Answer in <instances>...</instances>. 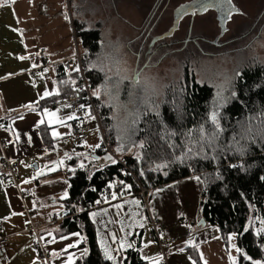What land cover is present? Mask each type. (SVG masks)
<instances>
[{"label": "trees", "instance_id": "1", "mask_svg": "<svg viewBox=\"0 0 264 264\" xmlns=\"http://www.w3.org/2000/svg\"><path fill=\"white\" fill-rule=\"evenodd\" d=\"M89 3L78 0L74 10L79 14ZM111 5L117 3L112 0ZM219 9L226 10L227 6ZM263 11L238 35L237 39L247 40L240 44L246 47L240 50L245 54L239 52L216 71L204 51L187 48L176 57L179 74L173 77L169 73L163 88L157 89L141 88L134 79L121 82L118 77L108 78L106 68L98 66L104 57L101 23L88 28L84 20H72L83 48L86 76L92 90L98 89L94 98L105 138L123 154L148 194L171 182L199 176L204 183L202 197H206L201 201L200 221L218 231L226 248L233 252L232 264L264 263V54L256 46L261 41L263 48ZM245 32L250 33L247 39L242 37ZM189 35L182 48L207 47L205 42L196 41L199 36ZM164 46H168L169 54L175 44ZM141 51L142 47L138 57ZM197 53L203 68L197 65ZM76 77L57 73V92L37 106L50 108L53 101L72 94ZM40 130L46 148H53L57 139L51 127L43 124ZM101 144L90 156L105 152ZM83 149L77 143L70 158L67 195L60 199L62 215L66 216L60 223L62 232L84 234L81 245L88 247V256L83 264H156L142 256L139 243L128 249L119 263L104 256L90 211L82 209L78 213L83 207L78 198L108 201L114 197L116 180H124L128 193L137 188V183L125 177L117 162L95 170L90 165L81 167L86 158ZM190 251L196 262L203 264L197 245Z\"/></svg>", "mask_w": 264, "mask_h": 264}, {"label": "crops", "instance_id": "2", "mask_svg": "<svg viewBox=\"0 0 264 264\" xmlns=\"http://www.w3.org/2000/svg\"><path fill=\"white\" fill-rule=\"evenodd\" d=\"M72 20L68 0H0V125L4 126L0 133L7 138L8 155L18 162L22 171L21 187H29L32 191L24 202L15 186L5 184L0 148V222L3 224L0 235L8 237L11 256L8 264H44L38 255V236L46 244L52 264H83L88 256V247L81 245L82 232L63 233L60 226L63 219L51 222L54 214H64L60 211L59 198L65 195L67 183L63 187L57 185L41 198L30 185L34 178L38 184L42 181L37 179L40 172L33 167L39 169L41 165L44 172L51 174L50 162L54 163L60 157L55 155L50 159L53 155L50 150L57 149L61 138L73 136V119H67L71 115L65 113L70 109L59 112L55 108L37 106L40 100L49 96L46 92L58 90L56 65L51 64L34 76L31 74L32 68L43 64L41 49L46 50L49 63L73 53L76 35ZM51 71L54 78L47 79V73ZM45 109L56 115L46 114ZM41 120L44 123L41 124ZM61 120L63 123L57 122ZM43 124L51 127L52 135L54 131L59 134L53 135L57 140L51 149L46 148L42 139L40 127ZM76 144L75 141L73 148ZM72 151L69 149L68 154ZM93 151H88L81 165L91 167L95 160L90 156ZM70 169L71 165L67 174ZM54 170L61 171L62 167ZM128 188H125L124 199L113 200L89 214L106 258L111 256L119 263L121 256L139 243L144 258L161 264L158 244L149 224V219L153 218L161 229V237L177 239L168 253L169 264H198L190 251L193 245H197L203 264H232L233 252L226 248L218 233L200 221L204 183L199 176L192 175L154 189L147 207L139 196L126 192ZM28 210L38 232L27 229L31 225ZM134 233H137L136 241L132 240ZM151 242L156 247L151 246ZM69 244L75 246L69 248Z\"/></svg>", "mask_w": 264, "mask_h": 264}, {"label": "rangeland", "instance_id": "3", "mask_svg": "<svg viewBox=\"0 0 264 264\" xmlns=\"http://www.w3.org/2000/svg\"><path fill=\"white\" fill-rule=\"evenodd\" d=\"M111 1L90 0L89 5H84L79 14L74 10L78 0H68V5L70 8L72 7V18L84 20L88 28L97 27L99 22L101 23L99 26L102 27L104 34H102L104 57L98 66L106 68L108 78L118 77L121 82L134 79L144 89L163 88L168 81L166 77L169 73L173 77L177 76L181 69L176 58L177 54L190 47L195 48L197 52L204 51L208 57L206 58L208 63H212L215 70L220 71L226 66H222V63L225 64L239 52L246 53V51H240L246 48L240 44L247 40L237 39L238 35L245 31V29L243 30L244 25H250L264 9V0H227L232 6L229 15L225 14L226 10L203 7L198 8L195 15H192L184 10V5L188 2L196 3V0H113V3H117L116 6H112ZM238 29L240 32L235 35ZM190 32L194 36H199L196 41L205 42L207 47L191 45L182 48L184 44L188 43ZM249 34V32H245L242 37L247 39ZM231 36H233L232 39ZM262 39H264V33ZM262 42L263 48L261 41L256 46H259L263 55L264 41ZM168 43L175 44L169 54L168 46H164ZM249 46L247 47L249 48ZM141 47L142 51L138 57L137 54ZM184 56L185 54H182V57ZM196 58L197 65L203 68V60L198 53ZM154 64L157 65L155 68ZM194 66L196 68L195 64ZM155 70L158 73H155ZM114 82L118 83V79ZM110 84L112 82H109ZM93 92H98V89H93ZM55 109L59 112L63 110L62 108ZM65 113L74 117V113L70 110H66ZM91 121L93 124L89 136L83 141L84 154H87L91 149H97L98 147L95 146L102 143L99 124L95 118H91ZM71 138L69 136L61 138L57 149L50 150L53 154L49 157L50 159H54L55 155L60 157V160H53L55 164L50 162L49 169L53 171L51 174H48L49 171L44 172L41 165L39 169L33 167L35 171L40 172L37 178L42 180L40 184L35 181V178L30 181V185L37 190L36 195L39 198L51 193L57 185L63 187L67 183L68 174L66 171L70 166L72 155L68 154V151L73 149L75 143L74 135ZM114 152L117 156L123 155L117 150ZM108 157L112 159L109 160ZM92 158L95 159L91 165L93 170L102 168L115 160L109 152H103ZM56 166L62 167V170H54L57 168ZM52 182L56 184H52ZM150 199L151 193L148 194V202ZM151 246L156 247V244L151 242ZM152 262L156 263L155 260ZM260 264L264 263L260 262Z\"/></svg>", "mask_w": 264, "mask_h": 264}, {"label": "built area", "instance_id": "4", "mask_svg": "<svg viewBox=\"0 0 264 264\" xmlns=\"http://www.w3.org/2000/svg\"><path fill=\"white\" fill-rule=\"evenodd\" d=\"M74 51L73 53L57 62H48L47 52L45 49L40 50V55L43 58V64L31 69V74L34 76L39 71H45L48 66L51 64L56 65V71L58 74H67L73 75L76 74L77 77L73 80V88L74 91L67 97L59 98L53 101L50 104V108H68L74 113V121L72 123L73 126V135L76 143L82 142L89 135L91 125L93 122L91 118L94 117L96 122L99 124L100 134L102 138L101 147L105 152H109L114 157L115 161L120 164L121 170L123 171L125 177H132L137 183V188L133 190L132 194L139 196L142 201L147 202L148 200V190L144 188L142 183L140 182L136 172L132 169V167L128 164L127 160L117 156L114 152L113 145L105 138L104 132L100 123V118L98 114V109L96 106L93 90L90 86L88 78L86 76V70L83 63L82 58V49L79 45V41L77 37L74 38ZM79 69L76 71L75 69ZM47 79H53L54 73L48 72ZM70 105V107H68ZM83 105L84 107H81ZM4 126L0 125V130ZM0 148L2 151L1 163L3 166L2 178L5 184H12L17 189L21 199L25 202L26 197L31 194V189L29 187H21V176L22 171L20 170L18 162L10 158L7 153L8 150V141L4 135L0 133ZM125 184L124 180H116L112 192L115 194V198L113 197L111 200L103 201L100 198H96L94 200H85L82 196L78 198V203L83 206V211H92L94 209L100 208L105 204L113 201V200H122L126 197L125 194ZM124 193V194H123ZM206 197H202L201 200H205ZM28 216L31 221V225L27 228L38 232V226L32 221V213L28 210ZM66 216L54 214L52 217V221H57L65 218ZM3 224L0 222V229H2ZM150 227L154 233L156 238L160 255L163 260V264H169L168 261V253L173 244L177 242L176 238H168L165 239L161 237V229L157 223V221L151 218ZM215 233H218L217 230L214 229ZM137 233H134L132 236V240H137ZM38 255L44 264H52V261L49 258V253L46 244L43 240L38 236ZM10 252L8 248V237L6 235H0V264H8L10 261Z\"/></svg>", "mask_w": 264, "mask_h": 264}, {"label": "flooded vegetation", "instance_id": "5", "mask_svg": "<svg viewBox=\"0 0 264 264\" xmlns=\"http://www.w3.org/2000/svg\"><path fill=\"white\" fill-rule=\"evenodd\" d=\"M212 1H214V0H196L197 4L188 2L186 5H184V10L187 13H191L192 15H195L197 9L200 8V7L212 8L213 10H217V9H219L221 7L219 5H222V6H227L225 14L229 15L230 12L232 11V6L230 5V3H228L227 0H216V1H219L220 3L218 5H212L211 4V6H210V3Z\"/></svg>", "mask_w": 264, "mask_h": 264}, {"label": "snow or ice", "instance_id": "6", "mask_svg": "<svg viewBox=\"0 0 264 264\" xmlns=\"http://www.w3.org/2000/svg\"><path fill=\"white\" fill-rule=\"evenodd\" d=\"M66 18H67V17H66ZM20 58H21V59H24V57H20ZM34 66H35V65H34ZM75 70H76V71H79L78 68L75 69ZM93 94H94V95H98V92H94ZM45 95H53V93H51V92H46ZM29 107H31V106H29ZM68 107H70V105H69ZM81 107H84V106L81 105ZM45 113L48 114V115H50V116H55V115H56V113H48V110H47V109H45ZM92 118L94 119V117H92ZM67 119L71 120V119H74V117H73V116H68ZM212 119H213L214 122L216 121V114H215V113H213ZM57 122H59V123H63L62 120H61V121H57ZM40 123H41V124L44 123V120H41ZM53 135L55 136V135H59V134L56 133V132L54 131V132H53ZM17 138H19V137H17ZM99 146H100V145H96L95 147H99ZM141 146H142V145H141ZM108 159L111 160L112 158H111V157H108ZM61 163H62V161H61ZM112 163H116V161H115V160H112ZM81 167H83V165H81ZM65 195H67V193H65ZM113 196H114V198H115V194H113ZM92 215L95 216L96 214L93 213ZM74 235L79 236V233H74ZM62 239H64V237H62ZM80 239L82 240L83 237H80ZM77 243H79V241H77ZM74 246H75V245H73V244H69V245H68L69 248H72V247H74ZM122 246H123V245H122ZM85 251H87V250H85ZM237 251H239V249H237ZM108 258H109V259H112L111 256H109ZM249 259H251V258H249ZM252 264H260V262H259V261H253Z\"/></svg>", "mask_w": 264, "mask_h": 264}, {"label": "water", "instance_id": "7", "mask_svg": "<svg viewBox=\"0 0 264 264\" xmlns=\"http://www.w3.org/2000/svg\"><path fill=\"white\" fill-rule=\"evenodd\" d=\"M219 3H220L219 1L214 0V1H212V2L210 3V6H211V4H212V5H218ZM219 6H221V5H219ZM219 6H218V7H219Z\"/></svg>", "mask_w": 264, "mask_h": 264}, {"label": "bare ground", "instance_id": "8", "mask_svg": "<svg viewBox=\"0 0 264 264\" xmlns=\"http://www.w3.org/2000/svg\"><path fill=\"white\" fill-rule=\"evenodd\" d=\"M71 79H72V77H71Z\"/></svg>", "mask_w": 264, "mask_h": 264}]
</instances>
